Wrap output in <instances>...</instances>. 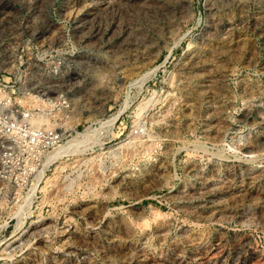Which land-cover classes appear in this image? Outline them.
<instances>
[{
    "label": "rangeland",
    "instance_id": "rangeland-1",
    "mask_svg": "<svg viewBox=\"0 0 264 264\" xmlns=\"http://www.w3.org/2000/svg\"><path fill=\"white\" fill-rule=\"evenodd\" d=\"M4 67L68 108L0 264H264V0H0Z\"/></svg>",
    "mask_w": 264,
    "mask_h": 264
},
{
    "label": "built area",
    "instance_id": "built-area-1",
    "mask_svg": "<svg viewBox=\"0 0 264 264\" xmlns=\"http://www.w3.org/2000/svg\"><path fill=\"white\" fill-rule=\"evenodd\" d=\"M37 53L38 51L32 58L40 61V54ZM57 54V50L50 49V56ZM21 73L20 68L0 69V180L17 185L20 183V188L29 191L33 181L41 177L40 170L43 166L55 162V158H49L62 144V133L53 123L54 111L56 108H68V102L62 94L50 96L52 84H42L34 94L25 87L18 86ZM58 74L57 68L41 72V75L53 79ZM19 94L31 99L32 105L17 103L16 96ZM25 156L28 158L25 163L17 164L16 161ZM26 191L24 200L29 197V192Z\"/></svg>",
    "mask_w": 264,
    "mask_h": 264
},
{
    "label": "bare ground",
    "instance_id": "bare-ground-1",
    "mask_svg": "<svg viewBox=\"0 0 264 264\" xmlns=\"http://www.w3.org/2000/svg\"><path fill=\"white\" fill-rule=\"evenodd\" d=\"M114 120V119H113ZM112 120V121H113ZM110 121H111V119H110ZM78 137H79V135H78ZM73 140H74V138H72ZM76 139H77V136H76ZM68 142H70V141H68ZM63 146V145H62ZM61 147V145L58 147V148H56L52 153H51V155H50V158H49V160H52V159H54V157L56 156V155H58L56 152L59 150V148ZM78 149V148H77ZM44 168V167H43ZM43 168L40 170V172L41 171H43ZM44 174H42V176H43Z\"/></svg>",
    "mask_w": 264,
    "mask_h": 264
}]
</instances>
